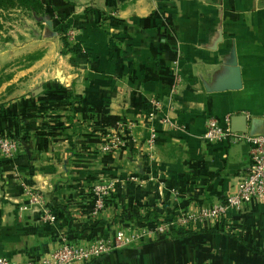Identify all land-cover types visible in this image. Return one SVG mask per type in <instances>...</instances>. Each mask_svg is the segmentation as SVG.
Listing matches in <instances>:
<instances>
[{
	"label": "crops",
	"instance_id": "1",
	"mask_svg": "<svg viewBox=\"0 0 264 264\" xmlns=\"http://www.w3.org/2000/svg\"><path fill=\"white\" fill-rule=\"evenodd\" d=\"M53 6L79 53L64 54L56 31L46 38L36 30L0 48V134L21 141L14 159L0 152V256L37 261L64 237L87 242L96 220L94 238L112 237L142 225L135 215L167 220L233 194L250 162L249 144L211 143L203 135L211 116L221 125L227 115L241 117L234 122L238 133L264 131V0H54ZM154 99H171L174 108L151 121ZM163 115L177 128L164 125ZM152 129L157 141L150 149ZM130 132L134 138L121 149L102 151L107 134ZM113 177L122 185L92 219V187ZM23 184L44 195L53 221L21 210ZM196 231L89 264H264L262 206L232 211Z\"/></svg>",
	"mask_w": 264,
	"mask_h": 264
},
{
	"label": "built area",
	"instance_id": "2",
	"mask_svg": "<svg viewBox=\"0 0 264 264\" xmlns=\"http://www.w3.org/2000/svg\"><path fill=\"white\" fill-rule=\"evenodd\" d=\"M73 31L68 29L66 35L72 37ZM174 104L171 99L161 101L154 99L152 101L151 111L148 118L153 121L158 115L173 110ZM250 122L252 117L246 114ZM233 115L225 117V125H221L218 117L211 116L206 121V129L203 135L204 140L216 143L226 139H234L248 143L250 146V162L244 170L237 189L233 194L228 195L223 201L209 204L191 206L167 220L154 222L153 225L142 224L136 227L120 229L112 237H100L88 240L87 242H73L67 237L62 239L59 246L53 249L49 254L35 261L27 259L16 262L4 256H0V264H89L94 260L100 259L107 254L122 250L128 247L138 246L143 240L153 237H168L175 227H183L189 230H198L204 225L215 226L226 219L232 211L245 213L248 208L253 206L264 207V131L260 135H249L247 133H238L232 126ZM264 125V116L262 117ZM161 122L171 128H177L168 115H163ZM264 128V127H263ZM133 129V125H131ZM132 132V131H131ZM130 132L129 136L121 133H109L106 136V142L102 146V151L112 153L121 149L130 140L134 138ZM157 141V132L152 129L148 139L147 146L153 149ZM21 147V141L17 137L6 134H0V152L11 159L17 156ZM128 180H135L131 176ZM122 185L120 177H113L100 181L93 185V206L89 216L92 219L100 217L102 211L106 208L107 202L119 186ZM22 193L26 197L25 204L21 210L32 209L40 214V219L53 221L54 213L47 205L44 195L34 187L22 185ZM177 197V193H176Z\"/></svg>",
	"mask_w": 264,
	"mask_h": 264
},
{
	"label": "trees",
	"instance_id": "3",
	"mask_svg": "<svg viewBox=\"0 0 264 264\" xmlns=\"http://www.w3.org/2000/svg\"><path fill=\"white\" fill-rule=\"evenodd\" d=\"M53 2L54 0H0V19L2 17L3 11L8 10V9H12V8H24L27 10H30L34 13H39L42 15H45L46 17L52 19V23H53V30H56V32L59 33L60 38L63 42V53L67 54V53H74L77 54L79 53L78 51V47H76L74 45V42L70 40L69 36L66 35L67 30L69 29V26L67 25V22L65 21V19L62 18V20H58L55 19L53 17L54 11H58L60 13L59 10L56 9L55 6H53ZM0 29H1V24H0ZM113 198V196L108 200L107 205L109 204V202L111 201V199ZM136 218H138L140 220L141 223H147L149 225H153L154 222H161L162 221V217L158 214H147L146 216L144 215H135ZM101 220H96L94 222L91 223L90 229V239L89 240H93L94 239V235H95V228H97L99 226V224H101L100 222ZM99 228V227H98ZM84 232V231H82ZM197 231L194 230H189V229H185L183 227H175L172 229V233H171V237H165V236H160L157 238V240L155 242H163L167 239H179L181 237H186L189 236L193 233H195ZM81 234V233H80ZM83 235V234H81ZM121 250H116L113 252H118ZM111 252V253H113Z\"/></svg>",
	"mask_w": 264,
	"mask_h": 264
},
{
	"label": "rangeland",
	"instance_id": "4",
	"mask_svg": "<svg viewBox=\"0 0 264 264\" xmlns=\"http://www.w3.org/2000/svg\"><path fill=\"white\" fill-rule=\"evenodd\" d=\"M18 9L19 7L3 11L2 17L0 19V24H1L0 48L4 45L6 46V43H8L10 40L13 42L17 40L19 42H22L25 39H27V37L30 38V36L32 37L36 36V30L39 31L40 35H43L45 33L46 38L47 37L51 38L53 36L54 34L53 32L56 30H53V27L50 28L48 24L46 23V20L48 19V17H46L45 15L39 14V13H34L30 10L21 11ZM24 30H28V31H24ZM58 36L60 37L59 33H58ZM51 46L53 47V45ZM29 61L30 60H28V62ZM32 62H35V61H32ZM169 236L171 237V234ZM157 238L158 237L145 239L139 245H144L148 242H154L157 240Z\"/></svg>",
	"mask_w": 264,
	"mask_h": 264
},
{
	"label": "water",
	"instance_id": "5",
	"mask_svg": "<svg viewBox=\"0 0 264 264\" xmlns=\"http://www.w3.org/2000/svg\"><path fill=\"white\" fill-rule=\"evenodd\" d=\"M46 23L48 24V26L50 27V28H52L53 27V23H52V21L48 18L47 20H46ZM241 117H235L234 119H233V121H232V126H233V129L234 130H236V128H235V125H234V122H235V120H238V119H240ZM243 118V117H242ZM263 133V132H262Z\"/></svg>",
	"mask_w": 264,
	"mask_h": 264
}]
</instances>
